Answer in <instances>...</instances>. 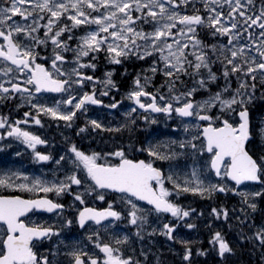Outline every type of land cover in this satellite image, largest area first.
Wrapping results in <instances>:
<instances>
[{"label": "snow or ice", "instance_id": "1", "mask_svg": "<svg viewBox=\"0 0 264 264\" xmlns=\"http://www.w3.org/2000/svg\"><path fill=\"white\" fill-rule=\"evenodd\" d=\"M81 28L83 34L75 36ZM101 52L115 64L133 57L151 61L131 90L119 100L110 97L106 105L103 97L119 91L112 72L100 81L87 71L97 68ZM157 74L163 77L160 84ZM98 82L108 89L99 95ZM48 93L61 98L42 100ZM124 99L131 105L122 123L109 126L98 114L86 119L75 127L78 141L64 137L63 151H38L48 139L21 127H43L42 117H50L71 130L90 107L118 110ZM0 102L14 105L9 114L0 113V142L18 141L35 161L55 164L52 180L0 174V187L45 194L37 199L0 195V264H63L62 255L68 264H196L197 257L213 253L219 264H233L237 247H247L250 256L259 253L264 264V144L260 153L255 145L257 137L264 141V116L259 122L255 118L264 112V0H0ZM22 108L28 110L13 119ZM158 115L180 121L187 135L167 141L166 154L143 141L126 147L112 135L111 144L95 139L100 132L122 139L140 120L155 124ZM158 162L167 163V171ZM49 193L68 194L72 203L66 209L48 199ZM183 194L216 206L198 211L180 203L187 198ZM220 194L238 200L229 207L213 199ZM109 196H117L125 208L118 211ZM95 201L107 207L89 206ZM34 211L53 213L59 223H25V214ZM121 220L128 231L101 238L99 229ZM193 220L207 230L208 248L192 238L202 235ZM89 225L97 230L86 239L98 251L76 242L65 245L70 250L62 254L59 243L51 244L64 229ZM223 225L235 232V242ZM157 237L164 238L159 246Z\"/></svg>", "mask_w": 264, "mask_h": 264}, {"label": "flooded vegetation", "instance_id": "2", "mask_svg": "<svg viewBox=\"0 0 264 264\" xmlns=\"http://www.w3.org/2000/svg\"><path fill=\"white\" fill-rule=\"evenodd\" d=\"M67 21V20H65ZM63 23H71L70 21ZM84 29H76L74 30L75 36H80L83 34ZM43 33H41L42 35ZM71 43H76L75 40H73ZM69 58H71V53H69ZM97 64V68L95 70L88 69L87 71L90 74H94L96 77L99 78L100 81H103L105 79L104 73L105 72H112V77L116 84L119 87V91H111L109 94V97H103L105 105L110 103V97L114 96L116 99H121L124 94L131 90L133 88V81L136 77L137 73L141 71L143 68H147L150 64V61H139L137 59L133 58H126L122 60L120 64L113 63L110 59L107 58L106 54L104 52H101L94 61ZM127 69V71H125ZM141 75L143 73L141 72ZM158 76L154 77L155 83L158 84L159 81H157ZM97 89H98V95L101 91H107L108 89L102 84L97 83ZM61 97L58 94L55 93H48L45 94L42 97V100H45L49 103L53 102L56 99H60ZM131 105V101H128L127 99L123 100V107H120L118 110H109L106 108H100L99 106H93L89 108V114H80L75 120V126L71 130H66L63 124V121H60V126H57V123L53 121L50 117H42V125L43 127L37 126V125H21V127H27L28 130L35 132L36 134L41 135V138H47L48 144L46 145H37V150L42 151L45 153H54L55 151H63V145H64V137L71 136L73 140L78 141L79 138L74 135L75 133V127L83 125L84 121L86 119H91L97 116V114L104 118L109 126L114 125L115 122H123L124 121V112L128 110L129 106ZM14 108V105H8L4 106L2 102H0V113L3 114H9V109ZM27 108L20 109L19 113H13V119L20 118L22 116L23 111H27ZM141 113H143V110H141ZM164 116L158 115L156 116L157 122L155 124H145L142 120H140L135 128L131 131H125L122 133V139L121 134H109L105 132H100L98 135H95V139L97 142L100 141V138L103 137L104 141L111 144L112 139H110V135H112L117 142L123 143L126 147L129 143L135 142V141H143L144 145L147 146L149 143L158 145L160 150L163 153H167V150H163L161 145V140L164 141L168 135H170L173 139H177L179 135L180 128V121L178 120H168L169 124L172 127L171 128H164L161 129V124ZM131 136V140H129V137ZM170 140V139H169ZM168 140V141H169ZM84 144L87 145L90 143V137L86 136L84 138ZM3 144V149L0 150V174H3L5 172L9 173L11 175L12 173H20L23 172L24 176L28 178V181L35 177H40L41 179L46 180H52V172L55 169L54 161H46V162H38L35 161L32 158L31 155V149H28L26 152L22 151L23 146L19 145V142L13 143L12 140H5L3 142H0ZM8 144H11V147H7ZM16 151H22V155L20 157H17L14 155ZM146 153L137 155L138 159H143L146 157ZM163 165V169L167 171L168 165L165 162H158L157 166ZM63 173L62 172H56V176L59 177ZM12 179L14 180H20V182H27L22 177L19 176H13ZM219 181V178H218ZM217 181V182H218ZM227 181V179L225 180ZM231 183L232 186H235L234 183ZM250 184V183H249ZM168 187H171V185H168ZM0 195H22L25 199H37L45 194L42 192H21L19 189L15 188H3L0 187ZM183 196H186L187 198H181L180 203L182 204H191L193 207L197 208L198 211L205 210L206 212L210 210V207L216 206V204L213 203L211 200L202 199L201 197L193 196L192 194H183ZM48 199H53L57 203H62L66 206L72 203V197L68 194H62L60 197H57L55 193H49L47 194ZM108 199L115 200L117 202V210H122L125 208V205L120 203L119 198L117 196H109ZM217 203H224L227 206H231L232 204L236 203L238 200V197L232 198L231 194H228V196H225L224 194H220L219 198H213ZM141 206H144V202H140ZM89 206L97 207V208H103L107 207V203L104 201H95L89 204ZM67 211L65 212V215H68ZM35 222L36 224L40 223H59L57 220V216L53 213L43 212V211H34L31 214H25V223L31 224ZM193 223H197L199 225L198 231L202 233V235H196L193 233L192 238L200 241L201 243L199 246H202L204 248H208L209 245L207 244V230L203 227L202 223L197 220L191 221ZM215 227L219 228L221 225L219 223L214 222ZM115 227V231H112L111 229ZM223 228L227 234V237L235 242V232H229L227 229V225H223ZM109 230H105L104 228L99 229L101 232V238L107 241L108 239H114L117 234H123L125 231H128L129 228L127 226L126 221H119L118 226H113L109 224L108 226ZM97 229L93 228L91 225L85 230H80L78 228H71V229H64L63 234L57 239L53 238L51 240V244H57L59 243L61 245V253L63 254L65 251L70 250L69 248L64 247L65 245L71 246L72 244L79 242L81 246L86 247V250L89 252L92 251H98L93 249L92 242L87 240L86 237L89 233V231H96ZM164 241L163 237H157L156 242L157 246H159L160 243ZM45 247H49L50 243L48 240L44 241ZM135 247L138 249L140 247L139 244H136ZM59 259H62L63 264H68L67 257H64L63 255L61 257H58ZM169 261L171 262L172 257H168ZM233 264H261L260 261V255L257 253L256 255H249L247 251V247H245L243 250H241L239 247L236 249V254L232 257H230ZM196 264H219V258L215 257V254L209 256H200L196 258Z\"/></svg>", "mask_w": 264, "mask_h": 264}, {"label": "rangeland", "instance_id": "3", "mask_svg": "<svg viewBox=\"0 0 264 264\" xmlns=\"http://www.w3.org/2000/svg\"><path fill=\"white\" fill-rule=\"evenodd\" d=\"M161 82H159V84H160ZM260 116H261V114H260ZM262 116H264V114L262 115ZM168 120L169 119H167L166 117H164L163 118V120H162V124H161V129H164V128H171L172 129V127L174 126H171L170 124H169V122H168ZM180 128H181V130H179V135H178V137H177V140H179V139H182V138H187V135H186V133L184 132V130H183V126L181 125V123H180ZM169 139H173L170 135H168V137L164 140V141H162L161 140V145H162V148H163V150H167V148L165 147V145H166V142L169 140ZM213 180V179H212ZM213 182H214V180H213Z\"/></svg>", "mask_w": 264, "mask_h": 264}, {"label": "trees", "instance_id": "4", "mask_svg": "<svg viewBox=\"0 0 264 264\" xmlns=\"http://www.w3.org/2000/svg\"><path fill=\"white\" fill-rule=\"evenodd\" d=\"M260 114H261V116H262V115L264 114V112H257V113L255 114V118H256V121H257V122H259V119H260V117H261ZM261 144H264V141H261L260 138L257 137L256 140H255V145H256V151H257L258 153L261 152V147H260ZM219 196H220V195H219Z\"/></svg>", "mask_w": 264, "mask_h": 264}]
</instances>
